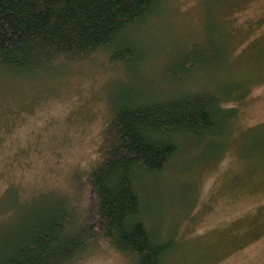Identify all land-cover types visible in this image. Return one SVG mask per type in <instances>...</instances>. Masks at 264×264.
<instances>
[{"label": "rangeland", "instance_id": "1", "mask_svg": "<svg viewBox=\"0 0 264 264\" xmlns=\"http://www.w3.org/2000/svg\"><path fill=\"white\" fill-rule=\"evenodd\" d=\"M159 5L120 36L122 60L100 50L0 75V250L57 215L93 224L87 171L117 104L209 94L211 131L175 138L172 161L137 179V220L169 244L161 264H264V0ZM66 264L130 260L104 244Z\"/></svg>", "mask_w": 264, "mask_h": 264}, {"label": "trees", "instance_id": "2", "mask_svg": "<svg viewBox=\"0 0 264 264\" xmlns=\"http://www.w3.org/2000/svg\"><path fill=\"white\" fill-rule=\"evenodd\" d=\"M163 1L0 0V75L36 74L55 61L86 59L100 50L110 49L114 59L122 60L127 48L124 39L116 45L120 36L152 16ZM217 107L221 109L219 99L209 94L117 104L109 121L112 137L87 171L92 205L86 213L93 224L86 225L82 212L39 222L2 247L0 264H66L104 244L130 264H161L170 247L137 220L135 183L172 161L175 138H204ZM77 217L79 223L73 222ZM70 222L75 223L73 233L67 229Z\"/></svg>", "mask_w": 264, "mask_h": 264}]
</instances>
